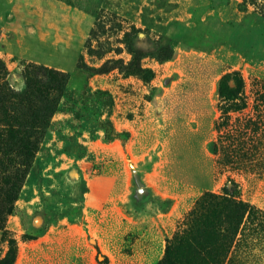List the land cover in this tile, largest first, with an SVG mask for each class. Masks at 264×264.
<instances>
[{
	"label": "rangeland",
	"instance_id": "rangeland-1",
	"mask_svg": "<svg viewBox=\"0 0 264 264\" xmlns=\"http://www.w3.org/2000/svg\"><path fill=\"white\" fill-rule=\"evenodd\" d=\"M262 83L264 0H0V155L30 153L11 125L40 133L23 178L0 168L23 185L0 195V262L14 238L12 264H158L231 181L264 209Z\"/></svg>",
	"mask_w": 264,
	"mask_h": 264
},
{
	"label": "trees",
	"instance_id": "trees-1",
	"mask_svg": "<svg viewBox=\"0 0 264 264\" xmlns=\"http://www.w3.org/2000/svg\"><path fill=\"white\" fill-rule=\"evenodd\" d=\"M243 89L244 79L238 71L228 72L220 79L219 91L224 98H238ZM20 132L16 126H10L9 134L16 137L11 146L30 153L40 149L38 130L29 132L32 137ZM0 135L4 136L1 129ZM30 153L23 155L19 151L16 164L10 161L12 158L5 159L0 155V168L14 171L23 178L25 168L33 165L36 159V155ZM1 177L4 184H0V195L10 202L15 201L22 190V183L12 180L8 173ZM13 210L14 205L0 206V225L5 221V211ZM15 243L14 238L10 239V249L0 264L15 261ZM255 248L264 249V209L242 198L238 183L231 181V184L227 182L223 186L221 192L208 190L196 200L179 221L174 235L167 239L165 256L158 264H249ZM98 259L107 262L109 257L98 248Z\"/></svg>",
	"mask_w": 264,
	"mask_h": 264
}]
</instances>
